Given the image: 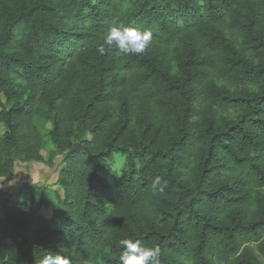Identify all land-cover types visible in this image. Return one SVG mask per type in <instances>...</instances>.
<instances>
[{
    "label": "trees",
    "instance_id": "1",
    "mask_svg": "<svg viewBox=\"0 0 264 264\" xmlns=\"http://www.w3.org/2000/svg\"><path fill=\"white\" fill-rule=\"evenodd\" d=\"M115 25L153 41L100 55ZM46 138L60 191L0 189V264H121L129 238L264 264V0H0V178Z\"/></svg>",
    "mask_w": 264,
    "mask_h": 264
},
{
    "label": "clouds",
    "instance_id": "2",
    "mask_svg": "<svg viewBox=\"0 0 264 264\" xmlns=\"http://www.w3.org/2000/svg\"><path fill=\"white\" fill-rule=\"evenodd\" d=\"M153 41V33L150 30H141L137 27H125L115 25L110 27L103 42L97 47L100 55H105L113 49L123 55L143 54ZM160 177L153 181V187L161 185ZM163 191V187L159 189ZM123 251L119 256L121 264H159L160 248L149 247L140 240L123 239L120 241ZM40 264H73V261L61 254L44 256Z\"/></svg>",
    "mask_w": 264,
    "mask_h": 264
},
{
    "label": "rangeland",
    "instance_id": "3",
    "mask_svg": "<svg viewBox=\"0 0 264 264\" xmlns=\"http://www.w3.org/2000/svg\"><path fill=\"white\" fill-rule=\"evenodd\" d=\"M49 129V126L46 127ZM53 153L52 165H49V155ZM44 157L43 163H22L16 162L14 173L10 178H0V189L7 193H17L23 190L27 185H43L50 187V191H60L55 187L57 175L61 168V160L63 154L54 149L49 139H45V149L42 152ZM44 215H48L49 211H42ZM3 212L0 209V216Z\"/></svg>",
    "mask_w": 264,
    "mask_h": 264
}]
</instances>
